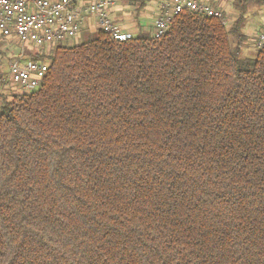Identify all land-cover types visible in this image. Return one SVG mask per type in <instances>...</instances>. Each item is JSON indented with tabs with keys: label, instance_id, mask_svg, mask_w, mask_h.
<instances>
[{
	"label": "trees",
	"instance_id": "trees-1",
	"mask_svg": "<svg viewBox=\"0 0 264 264\" xmlns=\"http://www.w3.org/2000/svg\"><path fill=\"white\" fill-rule=\"evenodd\" d=\"M249 3L229 28L183 11L158 38L99 30L56 46L38 89H0V264H264Z\"/></svg>",
	"mask_w": 264,
	"mask_h": 264
},
{
	"label": "built area",
	"instance_id": "built-area-1",
	"mask_svg": "<svg viewBox=\"0 0 264 264\" xmlns=\"http://www.w3.org/2000/svg\"><path fill=\"white\" fill-rule=\"evenodd\" d=\"M121 0H0V36L14 37L21 43L49 48L52 44L75 38L82 28L85 15L96 20L100 31L111 40L131 38L110 14ZM160 15L155 19L151 36L158 38L169 28L176 15L183 11L223 20V14L200 0H159ZM224 23V20L222 21ZM256 50L264 48V30L254 40ZM49 64L30 59L24 64L10 62L6 81L22 92L39 88Z\"/></svg>",
	"mask_w": 264,
	"mask_h": 264
},
{
	"label": "crops",
	"instance_id": "crops-1",
	"mask_svg": "<svg viewBox=\"0 0 264 264\" xmlns=\"http://www.w3.org/2000/svg\"><path fill=\"white\" fill-rule=\"evenodd\" d=\"M206 5L213 6L219 9L223 14L224 24L229 28L233 25L234 21L239 18V10L234 4V0H200ZM135 2L133 0H121L117 3L112 9L110 14L115 19V21L119 24L124 32L130 33L132 36H136L140 33H150L153 31V24L155 19L160 15V1L159 0H151L146 3L142 8H138L135 6ZM257 5L259 7H257ZM138 11H137V10ZM244 23L242 26V32L246 37L245 42L241 46V54L247 57V54L256 53V49L254 45L249 44L248 40L251 36H257L261 31L264 30V5H259L257 3H249L248 7L245 8V13L243 14ZM87 34H97L99 29L96 25V20L92 15L86 14L84 23L82 25L81 30ZM72 39V44L76 45L75 41L79 37L83 38L82 31ZM15 39L14 37H11ZM16 40V39H15ZM21 43V42H20ZM28 49L34 50L35 46L32 44L22 43ZM42 50L39 48L37 52L26 53V55H31L33 59L35 55L38 54ZM21 53V51H20ZM14 57L15 60H11V62H18L20 64L26 63L30 60L29 56L26 61L21 59V55ZM37 60H45L44 58H38ZM10 63V62H9Z\"/></svg>",
	"mask_w": 264,
	"mask_h": 264
},
{
	"label": "rangeland",
	"instance_id": "rangeland-1",
	"mask_svg": "<svg viewBox=\"0 0 264 264\" xmlns=\"http://www.w3.org/2000/svg\"><path fill=\"white\" fill-rule=\"evenodd\" d=\"M135 6L137 7V5H135ZM211 7H213V6H211ZM257 7H259V6L257 5ZM213 8H215V7H213ZM215 9H217V8H215ZM81 31H82L81 34H82L83 38L79 37L78 39L74 40L76 45L80 44L82 42H85L88 39H93L96 36V34H87V32H84L83 29ZM255 38H256L255 35L251 36L248 40L249 44L254 45ZM58 45L65 46V47L74 46L72 44V39L64 40L62 42L52 44V46H49L48 50L42 49V50H40V52L38 51V55L42 54L43 51H45L43 58L45 60H48L47 59L48 55L51 54V52ZM38 49H39L38 47H35L34 50H32V48L28 49L25 45L20 43L18 40H15L13 38H4V37L0 36V89H1V91H3L6 94H9V95L12 92L17 93L20 91L17 87L11 85L5 79L6 73L8 72V64H9V62H11V60L16 59L14 57H17L19 55L20 51H21V53H20L21 59L23 58V61H26L28 56L30 59H33V57L31 55L27 56L26 53L30 52V50H31V53H34V52H37ZM254 55H255V53H253V54L249 53L246 56L247 57H253Z\"/></svg>",
	"mask_w": 264,
	"mask_h": 264
}]
</instances>
